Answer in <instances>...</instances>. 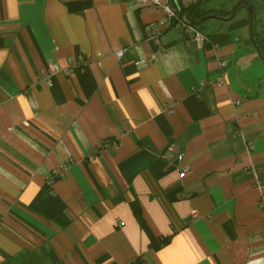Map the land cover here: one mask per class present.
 <instances>
[{
    "label": "crops",
    "instance_id": "crops-1",
    "mask_svg": "<svg viewBox=\"0 0 264 264\" xmlns=\"http://www.w3.org/2000/svg\"><path fill=\"white\" fill-rule=\"evenodd\" d=\"M134 1L0 0V264H264L247 20L155 38Z\"/></svg>",
    "mask_w": 264,
    "mask_h": 264
},
{
    "label": "rangeland",
    "instance_id": "rangeland-1",
    "mask_svg": "<svg viewBox=\"0 0 264 264\" xmlns=\"http://www.w3.org/2000/svg\"><path fill=\"white\" fill-rule=\"evenodd\" d=\"M237 0H214L212 2H207L203 1L202 4L198 7L197 13L200 15L206 16L209 14L220 16L219 14H226L228 11H231L233 4ZM253 8H254V13L256 14V18L259 19L261 18L260 15L264 14V0H251ZM220 17H225V16H220ZM247 19L246 16H244V13L238 12L236 14V17L234 20H229V21H222V20H216V18H210L196 26L198 29L203 28L209 36L213 34L214 32L212 31V25L213 24H220L223 26H227L228 23L234 22L235 20L238 19ZM256 21L254 20L252 23L254 25L255 30L257 29L256 26ZM237 23V22H236ZM259 29V28H258ZM247 33L248 27L246 28ZM247 35V34H246ZM238 58H234L232 61V64L235 62L237 63ZM251 60V59H250ZM248 64V65H247ZM246 63H243L240 67V77L238 78V81H245L248 85L250 83H254L257 81L258 84H262L264 86V60H259V58H253V60L249 61ZM259 88V87H258ZM258 88L256 89L255 92H257ZM261 91V90H258ZM251 92H254L252 89Z\"/></svg>",
    "mask_w": 264,
    "mask_h": 264
},
{
    "label": "built area",
    "instance_id": "built-area-1",
    "mask_svg": "<svg viewBox=\"0 0 264 264\" xmlns=\"http://www.w3.org/2000/svg\"><path fill=\"white\" fill-rule=\"evenodd\" d=\"M134 3L138 7H158L162 10V14H164V18L160 21V23H156L152 26H150V30L154 32L155 38H158V36L162 33L163 30L160 29V27H164V29L171 27L172 25H175L178 27V30L184 36L183 38L186 39H193L195 41L198 40H204L206 37L193 25H190L186 20H184L180 16V10L178 8V5L174 0H135ZM179 3V1H178ZM180 7V4H179ZM122 55L121 51L117 52V56L120 57ZM225 61L220 62L219 64V71L220 76L219 80L217 81V86L224 83L222 80L224 77V70L226 67ZM47 71L45 74V78L48 83V86H52L51 78L58 72V68L56 65H49L48 68H46ZM241 100H237L236 104H240ZM67 165L62 164L59 166L61 169H64ZM185 169H182V171L179 173L180 178L185 177ZM261 206H264V199L261 198ZM195 216V213H192Z\"/></svg>",
    "mask_w": 264,
    "mask_h": 264
},
{
    "label": "flooded vegetation",
    "instance_id": "flooded-vegetation-1",
    "mask_svg": "<svg viewBox=\"0 0 264 264\" xmlns=\"http://www.w3.org/2000/svg\"><path fill=\"white\" fill-rule=\"evenodd\" d=\"M182 1L183 5L182 6L183 8H181L182 11H180L182 14L186 15L187 12L190 10V8L195 4L196 0H191L189 1L188 0V3L187 5L184 4V0H180ZM238 2H246L248 4V6H250V11H252V14H253V21L255 20L256 22V26H257V29L255 30L254 28V25H253V30H252V36H253V40H254V43L256 45V48L259 49V51L262 53V55H264V45H262V38H264V14H261L259 19L256 18V14L254 13V8H253V5H252V2L251 0H237L234 4H233V7L232 9L234 8L235 4L238 3ZM180 3V2H179ZM202 3V2H201ZM231 9V11H232ZM247 9L246 5H240L239 8H237L236 13L238 12H241V13H244V16L247 17V22L249 21V16H248V12L245 11ZM196 9H194L192 12H190L191 14H189V16L194 19L196 22L200 19L199 17H197V15H195L196 13L195 12ZM230 12V11H229ZM231 14V12H230ZM203 17V16H202ZM201 17V18H202ZM198 18V19H197ZM246 22V23H247ZM248 25V24H247ZM259 28V29H258ZM249 43H250V48H252L254 50V46L252 45V41L250 40L249 38ZM255 51V50H254Z\"/></svg>",
    "mask_w": 264,
    "mask_h": 264
},
{
    "label": "water",
    "instance_id": "water-1",
    "mask_svg": "<svg viewBox=\"0 0 264 264\" xmlns=\"http://www.w3.org/2000/svg\"><path fill=\"white\" fill-rule=\"evenodd\" d=\"M176 2V4L178 5V8L179 10L181 11V7L184 6L182 1H180V3H178L177 0H174ZM203 1H207V2H212L214 0H196L195 4L190 8V10L187 12V14L185 15V19L188 23H190L191 25H194V26H198L199 24H201L202 22H204L205 20L207 19H210V18H216V20H224V21H229V20H232L234 19L235 15L237 14L235 10H237V8H239V6L242 4V5H246L247 9L245 11L248 12V16H249V21L247 22L248 23V31H249V38L250 40L252 41V45L254 46V50L256 52V55L257 57L259 58V60H264V55H262V53L259 51L258 48H256V45L254 43V40H253V36L251 35L252 34V30H253V14H252V11H250V6H248V4L246 2H238L235 4L234 8L232 9L231 14L229 17H220V16H216V15H212V14H209V15H206V16H203L202 18H200L197 22L192 19L189 14H191L190 12H192L194 9H197L203 2ZM179 4H180V7H179ZM181 14V12L179 13ZM183 15V14H181ZM262 45H264V38H262ZM264 47V46H262Z\"/></svg>",
    "mask_w": 264,
    "mask_h": 264
},
{
    "label": "trees",
    "instance_id": "trees-1",
    "mask_svg": "<svg viewBox=\"0 0 264 264\" xmlns=\"http://www.w3.org/2000/svg\"><path fill=\"white\" fill-rule=\"evenodd\" d=\"M177 1H179V0H177ZM180 2V1H179ZM181 8H183V7H181ZM182 11V10H181ZM197 11H198V8L195 10V12L194 13H196L195 15H197V17H199V18H201L203 15H200L199 13H197ZM182 14V13H181ZM180 14V16L184 19V20H186L185 19V15L183 14V15H181ZM220 16H225V17H229L230 16V12L228 11L225 15L224 14H219ZM235 17H236V15H235ZM234 17V18H235ZM198 19V18H197ZM234 20V19H233ZM187 22V21H186ZM190 24V23H189ZM191 25V24H190ZM194 26V25H193ZM196 27V26H195ZM197 28V27H196ZM200 30V29H199Z\"/></svg>",
    "mask_w": 264,
    "mask_h": 264
}]
</instances>
